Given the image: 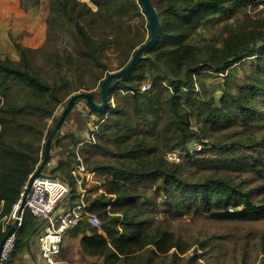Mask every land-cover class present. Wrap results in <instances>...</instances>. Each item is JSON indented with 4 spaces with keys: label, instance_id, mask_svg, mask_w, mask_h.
Listing matches in <instances>:
<instances>
[{
    "label": "trees",
    "instance_id": "1",
    "mask_svg": "<svg viewBox=\"0 0 264 264\" xmlns=\"http://www.w3.org/2000/svg\"><path fill=\"white\" fill-rule=\"evenodd\" d=\"M19 1L34 11L42 4ZM155 4L157 42L114 83L109 107L90 111L99 120L82 158L101 185L85 201L101 229L81 222L66 231L58 263L264 264V7L255 0ZM45 9L41 45L15 37L0 48V219L37 169L53 128L47 121L54 126L62 102L76 91L95 98L150 36L140 0H47ZM60 35L70 48L56 45ZM242 65L247 72L232 93L227 73ZM63 67L80 75L65 94ZM173 152L177 161L168 160ZM69 164L58 161L51 172L72 186L74 204ZM37 235L25 211L6 264H43L28 250Z\"/></svg>",
    "mask_w": 264,
    "mask_h": 264
},
{
    "label": "rangeland",
    "instance_id": "2",
    "mask_svg": "<svg viewBox=\"0 0 264 264\" xmlns=\"http://www.w3.org/2000/svg\"><path fill=\"white\" fill-rule=\"evenodd\" d=\"M19 2V0H0V45H12L11 38L15 37H17L15 41L21 40L23 44L25 43L27 45H41L45 33L44 15L47 0H42L41 6H39L36 11L30 8L22 9ZM152 2L153 6L155 7L156 0H152ZM133 25L134 32H142V30L138 27L136 21L133 22ZM145 36L146 38L148 37L146 31ZM56 45H58L59 48H70V39L67 35H60L57 38ZM8 48H11V46H8ZM36 63L40 66H43L45 64L42 55H38L36 57ZM246 69L247 67L242 65L235 66L233 69L228 71L225 84L229 91H231L232 93H236L235 85L238 83V79L242 77L243 74H245ZM60 76L63 82L62 91L63 94H65V92L68 93L69 91L73 90V86L78 83L80 75L78 72H73L67 67H63ZM77 92L80 91L73 92L71 95ZM93 92L96 95L94 101L98 102L99 88H96V90H94ZM70 96H68L66 100L62 102V104L58 107L55 113V118H58L60 116ZM98 120L99 117L91 114L90 111L85 107L84 102H79L70 112L65 122L63 123L60 129V137L57 140L52 141L49 162L53 160L54 163H57V161L64 160V158L66 157L67 159H69L68 155H66L65 152L70 151V146H73L74 143L77 145L79 142L81 143V145L78 149V155H80V157L82 158L84 156L83 145L85 143H88V141L90 142L91 137L89 135V132L90 130H95ZM47 122L49 129L54 127L52 120H48ZM72 138H74L75 141H73ZM190 149H193L192 146H190ZM100 185L101 178L97 177V175L90 181L84 182L86 196L89 194V189H93L95 187L99 188ZM66 244L70 245L71 247L69 253L66 256L71 260L74 257V253L76 251L75 243L74 241H69L65 242V245ZM29 249L32 251L31 255L29 253L30 259L36 257L35 259H33V261H37L38 251L35 247V244L33 243L31 244V246L29 245L28 250ZM191 254H189L188 256H191ZM27 259L28 255L25 254V257H23V261H27ZM35 264H39V262H35Z\"/></svg>",
    "mask_w": 264,
    "mask_h": 264
},
{
    "label": "built area",
    "instance_id": "3",
    "mask_svg": "<svg viewBox=\"0 0 264 264\" xmlns=\"http://www.w3.org/2000/svg\"><path fill=\"white\" fill-rule=\"evenodd\" d=\"M255 2L258 4L259 9L264 7V0H255ZM146 88L143 87L142 90ZM91 142H93V139H91ZM76 156L77 160L69 170L74 181V187L79 194L74 204L69 203L72 186L64 178H62L63 180L35 179L26 196L23 209L19 211L26 186L20 193L18 201L12 206L10 215L0 219V232H4L9 222L13 224L16 220V229L19 228L25 211L33 216L38 227V254L43 264H59L57 257L60 253V246L66 231L69 229L76 227L81 222H86L99 231L101 229L100 220L87 211L85 201L84 182L90 181L96 175L94 172L87 170L81 157ZM168 160L177 161V154L175 152L170 153ZM32 175L29 176V179ZM14 240L15 233L10 236L3 246L0 254V264L8 262L13 251Z\"/></svg>",
    "mask_w": 264,
    "mask_h": 264
},
{
    "label": "water",
    "instance_id": "4",
    "mask_svg": "<svg viewBox=\"0 0 264 264\" xmlns=\"http://www.w3.org/2000/svg\"><path fill=\"white\" fill-rule=\"evenodd\" d=\"M141 6L143 13L148 21L149 25V31H150V36L149 39L142 44L140 47H138L135 52L133 53L129 63L121 70L111 72L109 73L102 81L101 86H100V93H99V100L98 102L94 101L93 95L89 92H77L73 95H71L67 103L62 110L60 116L58 117L49 137L44 143L43 147V156L42 159L33 173L32 177L29 179L25 191L23 194V197L20 202L19 206V211L23 209L26 196L30 190L31 184L33 180L35 179H47V180H63L61 177H59L57 174H46L44 173L45 167L48 165L49 160H50V148L52 141L56 134L59 132L61 129L63 123L65 122L66 118L70 114V112L74 109V107L79 103V102H84L85 107L95 113H101L104 110H106L109 105H110V100H109V94L112 89V86L114 83L120 79H123L134 67L135 65L139 62L141 58L144 57V55L155 45L158 39V35L160 32V22L159 18L156 12L155 7L152 4L151 0H140ZM16 226H17V220L14 221L12 226L9 228V230L6 232L4 238L0 242V254L2 252L3 246L6 243V241L12 236V234L15 233L16 231ZM38 229V227H37ZM29 240V239H28ZM27 240V242H28Z\"/></svg>",
    "mask_w": 264,
    "mask_h": 264
},
{
    "label": "crops",
    "instance_id": "5",
    "mask_svg": "<svg viewBox=\"0 0 264 264\" xmlns=\"http://www.w3.org/2000/svg\"><path fill=\"white\" fill-rule=\"evenodd\" d=\"M8 46L9 45H0V48L2 49V50H5V49H9L8 48ZM30 47H35L36 45H29ZM72 140L73 141H75V139L74 138H72ZM72 141V142H73ZM61 142V141H60ZM80 145H81V143L79 142L77 145L74 143V145L73 146H70V151H66L65 152V154L66 155H68V158L69 159H67V157L66 158H64V160H60V162H62L63 164H68V163H70L69 164V170H70V168L74 165V163L76 162V160H77V156L76 155H78V149H79V147H80ZM72 150V151H71ZM74 153V156L72 155ZM79 156V158H80V155H78ZM71 158V159H70ZM82 159V158H81ZM73 161V163H72V161ZM83 160V159H82ZM57 163H58V161H57ZM57 163H54L53 162V160H51L49 163H48V166H46L45 167V169H44V173H46V174H52V169L57 165ZM47 169V170H46ZM58 175V174H57ZM93 195V194H92ZM35 247L37 248V251H38V243H37V240H36V243H35ZM38 256H39V254H38Z\"/></svg>",
    "mask_w": 264,
    "mask_h": 264
}]
</instances>
